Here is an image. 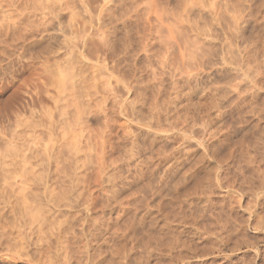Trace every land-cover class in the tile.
Wrapping results in <instances>:
<instances>
[{
	"label": "rangeland",
	"instance_id": "rangeland-1",
	"mask_svg": "<svg viewBox=\"0 0 264 264\" xmlns=\"http://www.w3.org/2000/svg\"><path fill=\"white\" fill-rule=\"evenodd\" d=\"M263 8L264 0H0V52H2L0 53V150L2 149V147H4L3 151H0V154H2L4 157L6 156L5 159H9L8 156L16 152L15 154H17L18 156H15V159L13 160V162L16 161V163L14 162V164L9 167V171H13L15 170V166L17 164V166H23L24 164H39L44 161L45 163L46 161H53L54 159H51L49 157L50 149H48V147L50 146V143L51 145H61L63 143L67 145V147L69 144H71L69 145L71 149L70 152L68 150H66V152V146L64 147V145L62 144V146L64 147V151L63 149L62 151L66 153H63V156L62 158L60 157V159H65L68 161V159H71V157H68V155H73V153H75L77 158H79V161H81L78 162V166L80 169L78 168L76 172H81V176L84 175L83 177L85 179L88 178V186L90 187V190H92L93 187L92 200L90 199L88 201L87 198L89 197L86 196L88 195L86 191L85 195V192L81 193V195L79 193L80 190H78L76 194H73V196H75H72V198H70L71 200L69 199V202H71L69 207H60V211L57 210V212H54V209L52 208V206H50L52 205V202L49 200L50 198L43 197V194H41L42 189L40 188V186H38L39 189H36L33 188L34 185H27L30 186V188L32 187L34 189H32V191L37 193L26 195L28 197L27 198L24 193H27L28 190L24 191V193H17L19 191V188L14 187V185L12 187H10L9 185L8 187V184L6 182L5 184H3V180H0V189H3L5 187H8V190L11 189V194H9L10 192L7 190L8 193L6 192L4 194L6 195V197L4 196L0 198V224L3 226L1 228H3L4 233L6 232L4 237L7 239L10 238L13 242L15 241L16 243H22V247L24 248L23 250H19L20 252L18 254L15 253V256L20 258L7 263L4 262L0 257V264H32L26 262L27 254L29 256L31 253V256H35L37 253H39V251L45 252L46 250L48 251V248H51V246L54 247L56 245L55 236L59 233H62V229L64 232L63 234H65L66 238L69 239V236L73 237H71L72 239L70 238V241L72 240L71 243L73 242V245L78 244L80 246L85 242L93 247L95 253L99 252L98 254H95V258L97 257L96 260H100L101 258V264H157L158 261L166 263L168 259H166L167 257L166 255H164V251H162L163 246H161V248L160 245H158L161 244V242L166 241L170 242L169 244L172 247L174 246L172 248L173 254L176 255L177 253L178 257H180V255L183 258L185 257L184 259L178 258L179 260L177 261L175 257L173 261L176 262H173L174 264H264V228H258L256 226V223H254L257 217V219L260 218L261 221H264V202L263 205H261L262 207L255 206V208H251L252 198L249 194L248 189H246L248 184L243 182L242 179L244 173L246 175L248 174V166L246 164V160L248 158V150L252 151V153L254 154L256 153L255 156L258 159L260 157L259 160L262 161L261 164L264 168ZM53 9H55L56 11ZM203 14H205V16ZM216 15L218 16V18L216 17ZM224 20L226 21V23ZM234 20L236 23L234 22ZM187 38L189 39L188 41H186ZM182 40H184V42ZM184 43L185 46L183 45ZM111 48L113 49V51ZM129 58L133 59L131 60ZM174 69H177L176 73L180 76V78H182L180 79V81L184 80L183 83H185L186 76L193 77L192 80L196 79L197 82H203V86L207 84H209L208 86H210V82H212L211 85L217 86L219 90V93L217 94L218 102L219 100L220 103L224 101L223 103L227 105V99L229 101L234 100V102H236V107L230 109L227 105L225 108H223L225 110L227 108V110H230L231 112L229 111L228 113V111L226 110V113L223 116V121L225 122H223V135L221 137L222 133H220V140L215 142L214 146H212L209 151L205 150L207 148L205 142L201 143L194 137L193 139L190 135H188L187 137L189 140H186L185 143L181 145L185 150H187L188 154L182 156V158L180 159L182 160L181 164H179L175 170H171L172 172L169 175L164 176V174L162 173H155L156 175L154 174L150 176L149 173H146L147 176L145 175L142 179L138 178L140 180H138L139 182L136 181L137 179H135L136 182L134 181V183L132 182L131 184H128V186H125L127 190L123 187V191H119L118 188H122V185L118 184V187H113V183L111 181V183H109L108 180L110 176H108L107 178V175L110 174V167H106L107 169L104 168V172L100 175V178L96 176V172L98 171L99 165L101 164L100 157L102 155H106L103 154V152L107 151V146L102 145L104 144L102 142L103 138L102 141H100V136L96 137L97 135H95V133H97V130L103 132L104 126L105 124H107V122L112 123V128L113 131H115V134H118L122 131V124L123 126L124 124L125 126L127 125V129H131V131L134 127L139 126L135 123V121H131L129 117H126L128 115H125V113L128 114L127 112L130 111L129 109H127V111L125 110L124 112V110H121L120 108V104L122 102L126 100L127 103V101L129 102L131 100L130 98L133 97L131 96L132 93L127 90V87L133 84L140 83L141 89L144 84L149 85L150 83L146 90L148 89V91L151 92L153 85L157 83L158 79L160 80L161 78H164L165 83H169L171 72L175 71ZM120 72L122 74L127 73V75L132 74L131 77H129L130 80H125L124 78L122 79V74H120ZM178 72H180V74ZM231 73L233 76L231 75ZM93 75L95 76V78ZM91 78L92 80H90ZM84 79H86V81ZM208 80H210V82ZM57 81H61V84L59 86L63 89L59 88V86L57 85ZM105 81L107 84L105 83ZM129 81L133 83L131 84ZM146 81L147 83H145ZM196 81H193L192 83H195ZM180 83L183 84L182 82ZM109 84L110 86L112 85L111 88L109 87ZM56 86L58 87L56 88ZM124 86L126 88H124ZM44 89H46V91H44ZM83 91H85L86 93ZM71 92L75 93L76 95ZM87 92H89V94ZM68 94H71V96H69ZM220 96H222V99L219 98ZM68 97H70V99ZM56 98L60 99V102ZM67 101H69L70 105L69 103H67ZM124 103L123 105H125ZM231 105L233 106V104ZM45 106H47V108ZM58 107H60L61 109ZM72 107L75 108L73 109ZM87 107H91L92 109ZM65 116L69 118V121L74 120L77 117L82 118L84 116L82 120L84 119L86 121V124H88V126L90 127H88V129H86L87 127L84 128L82 130L83 134L80 133V130L74 131V133H72L71 131L70 133V131H68L70 130L69 124L66 123V125H64V127H66L67 125L69 126L66 127V130L65 128H61L63 127L62 124V126H59L58 123L59 120H61L62 118L64 119ZM94 116L95 118L97 117L96 120L92 119L94 118ZM108 119L111 122H109ZM205 121L206 120H204L202 124L201 122H198L199 125L197 123L196 126L209 128V125L207 124L208 122L206 123ZM70 122L72 123L73 121ZM102 124H104V126ZM18 131H20V136L21 133L22 136H33L29 139L31 142L29 140L19 141L18 139H16V135L19 137V134H17ZM63 133L65 137L63 136ZM90 133L93 138L95 136L94 139L89 136L90 138L88 139L93 140L90 142H86V138L83 140V137L81 138L79 136L88 135ZM14 135L16 142H13L11 137ZM69 136H72L71 140H69ZM57 138L59 140H57ZM95 140H99V143ZM20 142L23 143V146H21ZM6 143L8 146L5 145ZM77 143L79 144V146H76L78 148L74 147V145ZM15 144H17V146ZM26 144L27 146H25ZM171 144L173 145L174 143H168L166 144V147L170 148ZM105 145L107 144L105 143ZM102 146L105 147V149L102 148ZM30 147L34 149L33 153L31 154L32 156L29 155L28 159H26L27 157L25 159L22 158L21 155L23 153L29 154V151H27L26 149ZM100 148L102 149L100 150ZM20 149H23V153H20ZM181 149L183 150V148ZM18 150H20V152ZM76 150L77 153L75 152ZM212 151H214L216 153V156H218L219 158H221L222 156H225L224 158H226L227 156V158L225 159L226 161L220 162L221 164L218 163L217 160L212 158ZM19 154L21 155L19 156ZM36 154L38 158L36 157ZM38 155H41V157H39ZM201 156H203V158ZM39 158L42 162H40ZM20 160H23L22 165ZM27 160H29L30 162ZM133 165L134 163H130L128 166L125 165L126 167H124V170L122 169V167L120 174L122 173V175L124 176H131L132 179V174L134 175L135 173L132 172L134 171ZM204 165L207 166L205 167ZM17 166V170H20L24 167L23 166L19 168ZM81 169H83V171ZM241 173L243 174L241 175ZM95 176L99 179V181H101L97 182V178ZM90 177L92 179H90ZM94 177L96 178V180H94ZM204 178L207 179L204 180ZM91 180L93 182H91ZM36 181L38 182V180ZM229 183L230 185H227ZM237 185H241L243 187L238 186L240 187L238 188ZM13 187L14 189L16 188V191H14ZM127 187H129V189ZM112 188H114L115 190ZM144 191L145 193L143 194ZM9 195L10 197L8 199L7 196ZM29 196L31 197V199ZM20 197L21 199H19ZM3 199H6L8 201H3ZM263 199H261V196L259 197V200L262 201ZM11 200L12 202H9ZM21 200L24 202H21ZM47 200L49 201V203ZM38 201L40 202V209L38 208L36 210H32L34 211L32 212L31 209H29L30 207L28 208L27 205H38ZM210 201L213 204L210 203ZM20 202L27 205L22 204L21 207ZM10 203L13 204L11 205ZM23 205L24 208L27 207V209L24 210ZM245 205L247 206V208L245 207ZM202 206L204 207V209ZM28 209L30 210L29 212L26 211ZM189 210L191 212H189ZM35 211H38L41 214L44 213L43 215H48L50 214L49 212L53 211L52 213L54 215L52 214L51 217L56 218L53 223L54 225L52 224V226L51 224H47V222H44V228L42 229L41 233L38 234L36 231L38 222L36 220H38L37 218L39 216L37 214L38 212ZM58 211L61 214H59ZM155 211L158 213H155ZM256 211H258V213ZM27 212L29 213V215H27ZM31 212L36 214L33 215ZM197 212H199L198 215H195V213L197 214ZM25 214L26 216H24ZM31 214L34 217L31 216ZM36 216L37 218L35 219ZM41 216L39 220H41ZM198 216L200 217L198 218ZM212 216L215 217L213 218ZM33 219H35V222L33 221ZM58 219L60 221H58ZM10 220L12 222H10ZM4 225H6L7 227L5 228ZM253 225H255L258 229ZM104 227L107 228L103 229ZM116 230L119 231L117 232ZM226 230H230L231 234L229 237L232 238H229L228 246L223 248L222 251L216 248V244L213 245V242L209 243V241H207L211 236H217L218 232L221 235ZM27 231H30L28 232L30 235H28ZM35 231L37 234L35 233L36 235H33ZM71 231L74 232L71 233ZM42 232H44L43 235ZM46 232H50L51 234H53V237L50 233V235L48 234L47 236ZM45 233L46 235H44ZM9 235L10 237H8ZM14 235L16 236L14 237ZM149 235L152 237H150ZM156 235H159V237ZM20 236L21 238L17 239ZM37 237H39L40 239L42 238L45 241L40 240ZM156 237H158V239H155ZM148 238H150L151 240L153 238V242H155V240L156 242L157 240L161 242L158 241V243H150V239L148 240ZM239 238L241 239V241ZM144 239L145 244H143ZM36 240L38 241V244H35ZM236 241H240L238 243V246H234ZM29 242L32 244H30ZM20 243L19 245H21ZM34 244L36 246H34ZM42 244H44L45 246H42ZM37 245L42 248H37ZM199 245H203L204 248L203 246ZM210 247H212L213 250L212 248L210 249ZM208 248L209 250H211L209 251L210 253L208 252ZM36 250H38V252ZM149 250L152 251V253ZM22 252L27 253L26 255L22 254L26 257L21 255L19 256V254ZM79 255L81 254L79 253ZM0 256L4 257L2 253H0ZM102 257H104L105 259ZM132 258H134L135 260Z\"/></svg>",
	"mask_w": 264,
	"mask_h": 264
},
{
	"label": "bare ground",
	"instance_id": "bare-ground-1",
	"mask_svg": "<svg viewBox=\"0 0 264 264\" xmlns=\"http://www.w3.org/2000/svg\"><path fill=\"white\" fill-rule=\"evenodd\" d=\"M189 1V0H188ZM263 1V0H262ZM48 2V1H47ZM227 2V1H226ZM44 3V2H43ZM231 3V2H230ZM239 3V2H238ZM256 3V2H255ZM194 5V4H193ZM238 5H240V4H238ZM250 5V4H249ZM44 6V5H43ZM204 6V5H203ZM235 6V5H234ZM42 7V6H41ZM231 7V6H230ZM217 9H218V7H217ZM241 9V8H240ZM255 9V8H254ZM264 9V8H263ZM53 10H55V9H53ZM120 10V9H119ZM239 10V9H238ZM258 10V9H257ZM56 11V10H55ZM214 11V10H213ZM111 12V11H110ZM237 12V11H236ZM264 12V11H263ZM121 13V12H120ZM248 13V12H247ZM196 14V13H195ZM194 14V15H195ZM199 14V13H198ZM211 14H212V12H211ZM249 14V13H248ZM204 16H205V14H203ZM214 15V14H213ZM220 15H222V14H220ZM113 16V15H112ZM186 16H187V14H186ZM196 16V15H195ZM199 16V15H198ZM238 16V15H237ZM248 16V15H247ZM262 16V15H261ZM116 17V16H115ZM214 17V16H213ZM212 17V18H213ZM216 17L218 18V16L216 15ZM224 17H225V15H224ZM227 18V17H226ZM197 19V18H196ZM209 19V18H208ZM223 19V18H222ZM111 20V19H110ZM109 20V21H110ZM239 20V19H238ZM242 20V19H241ZM225 21V20H224ZM111 22V21H110ZM192 22V21H191ZM234 22H235V20H234ZM193 23V22H192ZM225 23H226V21H225ZM236 23V22H235ZM251 24V23H250ZM89 25V24H88ZM91 25V24H90ZM221 25V24H220ZM228 25V24H227ZM235 25V24H234ZM254 25V24H253ZM117 26V25H116ZM215 26V25H214ZM230 26V25H229ZM115 27V26H114ZM217 27V26H216ZM232 27V26H231ZM257 27V26H256ZM130 28V27H129ZM198 28V27H197ZM91 29V28H90ZM119 29V28H118ZM217 29V28H216ZM256 29V28H255ZM130 30V29H129ZM134 30V29H133ZM260 30V29H259ZM116 31V30H115ZM206 31V30H205ZM261 31V30H260ZM109 32V31H108ZM256 32V31H255ZM110 33V32H109ZM243 33V32H242ZM100 34V33H99ZM112 34V33H111ZM113 34H114V32H113ZM127 34V33H126ZM189 34V33H188ZM204 34V33H203ZM208 34V33H207ZM218 34V33H217ZM119 35V34H118ZM190 35V34H189ZM231 35V34H230ZM229 35V36H230ZM234 35V34H233ZM264 35V34H263ZM23 36V35H22ZM100 36V35H99ZM110 36V35H109ZM128 36V35H127ZM176 37H178V36H176ZM182 37V36H181ZM187 37V36H186ZM212 37V36H211ZM110 38V37H109ZM189 38H191V37H189ZM248 38V37H247ZM7 39V38H6ZM107 39V38H106ZM105 39V40H106ZM194 39V38H193ZM196 39V38H195ZM197 39H198V37H197ZM222 39V38H221ZM252 39V38H251ZM143 40V39H142ZM189 39L187 38V40L186 41H188ZM217 40V39H216ZM107 41V40H106ZM119 41V40H118ZM117 41V42H118ZM138 41V40H137ZM168 41V40H167ZM183 42H184V40H182ZM261 41V40H260ZM12 42V41H11ZM18 42V41H17ZM133 42V41H132ZM140 42V41H139ZM164 42H166V41H164ZM217 42V41H216ZM31 43V42H30ZM105 43V42H104ZM143 43V42H142ZM188 43V42H187ZM190 43H191V41H190ZM219 43V42H218ZM225 43V42H224ZM227 43V42H226ZM67 44V43H66ZM169 44V43H168ZM244 44V43H243ZM247 44V43H246ZM254 44V43H253ZM184 46H185V43L183 44ZM212 45V44H211ZM216 45V44H215ZM119 46V45H118ZM171 46V45H170ZM250 46V45H249ZM259 46V45H258ZM72 47V46H71ZM109 47V46H108ZM121 47V46H120ZM174 47V46H173ZM209 47V46H208ZM214 47V46H213ZM20 48V47H19ZM69 48V47H68ZM165 48V47H164ZM172 48V47H171ZM186 48H187V45H186ZM193 48V47H192ZM201 48V47H200ZM112 49V48H111ZM173 49V48H172ZM191 49V48H190ZM214 49V48H213ZM227 49V48H226ZM253 49V48H252ZM139 50V49H138ZM169 50V49H168ZM185 50V49H184ZM203 50V49H202ZM228 50V49H227ZM226 50V51H227ZM257 50V49H256ZM72 51V50H71ZM112 51H113V49H112ZM197 51V50H196ZM120 52V51H119ZM222 52H225V51H222ZM246 52V51H245ZM0 53H2V52H0ZM4 53V52H3ZM49 53V52H48ZM118 53V52H117ZM116 53V54H117ZM186 53V52H185ZM232 53V52H231ZM244 53V52H243ZM242 53V54H243ZM69 54V53H68ZM129 54V53H128ZM131 54V53H130ZM142 54V53H141ZM214 54V53H213ZM227 54V53H226ZM229 54V53H228ZM234 54V53H233ZM258 54V53H257ZM143 55V54H142ZM150 55V54H149ZM185 55V54H184ZM202 55V54H201ZM264 55V54H263ZM119 56V55H118ZM123 56V55H122ZM125 56V55H124ZM162 56V55H161ZM217 56V55H216ZM82 57V56H81ZM142 57V56H141ZM208 57V56H207ZM233 57V56H232ZM238 57V56H237ZM259 57H261V56H259ZM258 57V58H259ZM52 58V57H51ZM168 58V57H167ZM167 58H166V60H167ZM190 58V57H189ZM227 58V57H226ZM243 58V57H242ZM253 58V57H252ZM251 58V59H252ZM65 59V58H64ZM121 59V58H120ZM129 59H131V58H129ZM133 59V58H132ZM131 59V60H132ZM186 59H188V58H186ZM198 59V58H197ZM174 60V59H173ZM201 60V59H200ZM234 60V59H233ZM244 60V59H243ZM242 60V61H243ZM72 61V60H71ZM119 61V60H118ZM145 61V60H144ZM194 61V60H193ZM209 61V60H208ZM211 61V60H210ZM215 61H217V60H215ZM252 61V60H251ZM65 62V61H64ZM147 62V61H146ZM170 62V61H169ZM172 62V61H171ZM175 62V61H174ZM180 62V61H179ZM188 62V61H187ZM187 62H186V64H187ZM55 63V62H54ZM73 63V62H72ZM96 63V62H95ZM101 63H102V61H101ZM178 63V62H177ZM208 63V62H207ZM213 63V62H212ZM216 63V62H215ZM230 63V62H229ZM111 64V63H110ZM142 64H144V63H142ZM155 64V63H154ZM175 64V63H174ZM205 64V63H204ZM210 64H211V62H210ZM218 64V63H217ZM256 64V63H255ZM263 64V63H262ZM61 65H62V63H61ZM70 65V64H69ZM109 65V64H108ZM167 65V64H166ZM206 65V64H205ZM71 66H72V64H71ZM160 66H161V64H160ZM172 66V65H171ZM211 66V65H210ZM237 66V65H236ZM79 67V66H78ZM158 67V66H157ZM185 67V66H184ZM242 67V66H241ZM244 67V66H243ZM59 68H60V66H59ZM66 68V67H65ZM107 68V67H106ZM120 68V67H119ZM176 68V67H175ZM256 68V67H255ZM254 68V69H255ZM262 68V67H261ZM63 69V68H62ZM50 70V69H49ZM78 70V69H77ZM133 70V69H132ZM173 70V69H172ZM175 70V69H174ZM177 70V69H176ZM176 70L175 71H173V72H171V76H170V81H169V83L167 82V83H165V81H164V78L162 79L161 77V79L159 80L158 79V81H157V83H155L154 85H153V88H152V91L150 92V91H148V89L146 90V88H148V86L150 85V83H149V85L148 84H144V82H143V87L140 89V83H137V84H133V85H131V86H128L127 87V90L129 91V92H131L132 93V95L131 96H133V97H131L130 99V101L128 102L127 101V103H126V100L125 99H123V100H125L124 102H120L121 104V106H120V108H121V110H124V112H125V110L127 111V109H129L128 111L129 112H127L128 114H126L125 113V115H128V116H126V117H129L130 118V120L131 121H135V123L136 124H138L139 126H136V127H134L133 128V130L131 131V129H127V125L125 126V124H124V126H123V124H122V131L121 130H119V131H121V132H119L118 134H115L114 132L115 131H113V128H112V123H108L107 122V124H105V126H104V124H102L103 126H104V131L103 132H100V131H98L97 130V133H95V135H97L96 137H99L100 138V141H102V138H103V143L104 144H102L103 146H107V151L105 152H103V154H106L105 156L104 155H100L101 157H100V159H101V164L99 165V169H98V171L96 172L97 173V177L98 178H100V175L104 172V168H106V167H110L109 169H110V174L109 175H107V178H108V176H110V178L108 179L109 180V183H113V187L114 186H116V187H118L117 185L118 184H121L122 186V188H118V190L119 191H121L122 189H123V187L125 188V186H128V184H131L132 182L134 183V181H135V179H137L136 181H138L139 179L138 178H140V179H142L145 175H146V173L148 174L149 173V175L150 176H152V175H154L155 173H162V174H164V176H167V175H169L173 170H175L176 168H177V166L179 165V164H181V161L182 160H180L181 158H182V156H184V155H187L188 154V152H187V150H185L184 149V147H182L181 145L183 144V143H185V141L186 140H189L188 139V135H190L192 138L194 137L195 139H197L199 142H201V143H203V142H205L206 143V149L205 150H207V151H209L210 150V148L212 147V146H214V143L215 142H217L218 140H220V133H222V129H223V116H224V114L226 113V110H227V108H226V110L225 109H223V108H225L227 105L229 106V108L231 109V108H234V107H236V102H234V100H231V101H229L228 99L226 100L227 102V105H225L222 101V103H220V100H219V102H218V100H217V94L219 93L218 91V87L217 86H212L211 84H212V82H210V80H208L211 84H210V86H208L209 84H207V85H204L203 86V82L202 83H200L201 81H199V82H197L196 81V79H194V80H192V78L193 77H187L186 76V79H185V83H183V81L184 80H182V81H180V79H182V78H180V76L179 75H177V73H176ZM218 70V69H217ZM72 71V70H71ZM135 71V70H134ZM141 71V70H140ZM179 71V70H178ZM225 71V70H224ZM264 71V70H263ZM64 72V71H63ZM62 72V73H63ZM125 72V71H124ZM130 72V71H129ZM153 72V71H152ZM198 72V71H197ZM227 72V71H226ZM257 72V71H256ZM259 72V71H258ZM60 73V72H59ZM61 73V74H62ZM74 73V72H73ZM72 73V74H73ZM79 73V72H78ZM137 73V72H136ZM159 73V72H158ZM165 73V72H164ZM179 74H180V72H178ZM57 74V73H56ZM120 74H122L121 72H120ZM262 74V73H261ZM63 75V74H62ZM77 75V74H76ZM80 75H81V73H80ZM132 75V74H131ZM131 75H127V73L125 74H122L121 76H122V79L124 78L125 80L126 79H128V80H130V78L129 77H131ZM146 75V74H145ZM189 75V74H188ZM193 75V74H192ZM216 75V74H215ZM218 75V74H217ZM225 75V74H224ZM231 75H232V73H231ZM58 76V75H57ZM67 76V75H66ZM94 76V75H93ZM107 76V75H106ZM105 76V77H106ZM112 76V75H111ZM179 76V77H178ZM183 76V75H182ZM210 76V75H209ZM227 76V75H226ZM233 76V75H232ZM62 77V76H61ZM71 77V76H70ZM75 77V76H74ZM99 77V76H98ZM135 77V76H134ZM150 77V76H149ZM153 77V76H152ZM218 77V76H217ZM72 78V77H71ZM78 78V77H77ZM94 78H95V76H94ZM93 78V79H94ZM97 78V77H96ZM157 78H158V76H157ZM232 78V77H231ZM230 78V79H231ZM242 78V77H241ZM46 79H48V78H46ZM50 79V78H49ZM89 79V78H88ZM134 79V78H133ZM154 79V78H153ZM207 79H209V78H207ZM214 79V78H213ZM239 79V78H238ZM261 79V78H260ZM51 80V79H50ZM71 80V79H70ZM73 80V79H72ZM85 81H86V79H84ZM83 80V81H84ZM90 80H92V78L90 79ZM95 80V79H94ZM127 80V81H128ZM132 80V79H131ZM138 80V79H137ZM144 80V79H143ZM228 80H229V78H228ZM256 80V79H255ZM259 80V79H258ZM48 81V80H47ZM68 81V80H67ZM104 81V80H103ZM136 81V80H135ZM140 81V80H139ZM193 81H196L195 83H192ZM242 81V80H241ZM262 81H263V79H262ZM72 82V81H71ZM96 82V81H95ZM109 82V81H108ZM130 82V81H129ZM141 82V81H140ZM155 82V81H154ZM180 82H182L183 84H181ZM205 82V81H204ZM218 82V81H217ZM229 82V81H228ZM234 82V81H233ZM76 83H77V81H76ZM81 83H82V81H81ZM81 83H79V84H81ZM105 83H106V81H105ZM131 83V82H130ZM133 83V82H132ZM131 83V84H132ZM135 83V82H134ZM145 83H147V81L145 82ZM256 83H257V81H256ZM259 83V82H258ZM262 83V82H261ZM41 84V83H40ZM61 84V81H57V85L59 86ZM63 84V83H62ZM72 84V83H71ZM75 84V83H74ZM73 84V85H74ZM78 84V85H79ZM107 84V83H106ZM120 84V83H119ZM129 84V83H128ZM226 84V83H225ZM48 85V84H47ZM52 85V84H51ZM67 85V84H66ZM69 85V84H68ZM234 85V84H233ZM261 85V84H260ZM259 85V86H260ZM58 86H56V88L58 87ZM72 86V85H71ZM89 86H90V84H89ZM102 86V85H101ZM112 86V85H111ZM111 86H110V84H109V87L111 88ZM126 86H127V83H126ZM219 86V85H218ZM248 86V85H247ZM64 87V86H63ZM100 87V86H99ZM105 87V86H104ZM108 87V88H109ZM227 87V86H226ZM234 87V86H233ZM242 87V86H241ZM59 88H60V86H59ZM65 88V87H64ZM71 88V87H70ZM75 88V87H74ZM124 88H126L125 86H124ZM236 88H238V87H236ZM249 88V87H248ZM261 88H262V86H261ZM264 88V87H263ZM60 89H63V88H60ZM59 89V90H60ZM234 89V88H233ZM243 89V88H242ZM68 90V89H67ZM74 90V89H73ZM84 90H86V89H84ZM221 90V89H220ZM44 91H46V89H44ZM66 91V90H65ZM75 91V90H74ZM82 91V90H81ZM80 91V92H81ZM232 91V90H231ZM62 92H63V90H62ZM79 92V93H80ZM83 92H85V91H83ZM100 92V91H99ZM230 92V91H229ZM250 92V91H249ZM71 93H73V92H71ZM86 93V92H85ZM84 93V94H85ZM88 94H89V92H87ZM244 93V92H243ZM52 94H54V93H52ZM73 94H75V93H73ZM82 94V93H81ZM130 94V93H129ZM69 95V94H68ZM76 95V94H75ZM98 95V94H97ZM222 95V94H221ZM225 95V94H224ZM240 95V94H239ZM260 95V94H259ZM69 96H71V94L69 95ZM80 96V95H79ZM93 96V95H92ZM113 96V95H112ZM237 96V95H236ZM49 97H50V95H49ZM66 97V96H65ZM222 96H220L219 98L220 99H222L221 98ZM231 97V96H230ZM59 98H61V97H59ZM64 98V97H63ZM69 99H70V97H68ZM88 98V97H87ZM98 98V97H97ZM224 98V97H223ZM238 98H239V96H238ZM251 98V97H250ZM48 99V98H47ZM57 99V98H56ZM68 99V100H69ZM80 99V98H79ZM94 99V98H93ZM92 99V100H93ZM109 99V98H108ZM236 99V98H235ZM50 100V99H49ZM58 101L60 100V99H57ZM62 100V99H61ZM65 100V99H64ZM67 100V99H66ZM72 100H74V99H72ZM71 100V101H72ZM81 100V99H80ZM106 100V99H105ZM113 100V99H112ZM237 100V99H236ZM242 100V99H241ZM88 101H89V99H88ZM51 102V101H50ZM60 102V101H59ZM80 102H82V101H80ZM85 102V101H84ZM115 102V101H114ZM238 102V101H237ZM56 103V102H55ZM67 103H69V101H67ZM73 103V102H72ZM94 103V102H93ZM123 103L125 104V105H123ZM51 104V103H50ZM64 104V103H63ZM116 104V103H115ZM231 104H233V106L231 105ZM239 104V103H238ZM237 104V105H238ZM245 104V103H244ZM45 105V104H44ZM67 105V104H66ZM69 105H70V103H69ZM74 105V104H73ZM72 105V106H73ZM91 105V104H90ZM251 105V104H250ZM51 106V105H50ZM87 106V105H86ZM114 106V105H113ZM118 106V105H117ZM248 106H249V104H248ZM256 106V105H255ZM46 108H47V106H45ZM49 107V106H48ZM64 107V106H63ZM77 107V106H76ZM238 107V106H237ZM51 108V107H50ZM58 108H60V107H58ZM73 108V107H72ZM75 108V107H74ZM73 108V109H74ZM82 108V107H81ZM87 108H91V107H87ZM245 108H246V106H245ZM252 108H253V106H252ZM251 108V109H252ZM61 109V108H60ZM71 109V108H70ZM84 109V108H83ZM92 109V108H91ZM238 109V108H237ZM50 110H52V109H50ZM79 110V109H78ZM109 110V109H108ZM245 110V109H244ZM58 111V110H57ZM77 111V110H76ZM95 111V110H94ZM104 111V110H103ZM102 111V112H103ZM228 111V110H227ZM230 111V110H229ZM229 111H228V113H229ZM35 112V111H34ZM60 112V111H59ZM93 112V111H92ZM91 112V113H92ZM122 112V111H121ZM231 112V111H230ZM55 113H57V112H55ZM62 113V112H61ZM78 113V112H77ZM81 113H83V112H81ZM41 114V113H40ZM63 114V113H62ZM65 114V113H64ZM80 114V113H79ZM94 114V113H93ZM122 114V113H121ZM21 115V114H20ZM83 115V114H82ZM86 115V114H85ZM97 115V114H96ZM100 115H101V113H100ZM242 115V114H241ZM245 115V114H244ZM50 116V115H49ZM74 116V115H73ZM80 116V115H79ZM62 117V116H61ZM84 117V116H83ZM82 117V118H83ZM92 117H93V115H92ZM91 117V118H92ZM97 117H98V115H97ZM97 117L95 118V116H94V118H92V119H94V120H96L97 119ZM105 117H107V116H105ZM108 117H109V115H108ZM111 117V116H110ZM242 117V116H241ZM34 118V117H33ZM43 118H44V115H43ZM81 118V117H80ZM79 117H77V118H75L74 120H70V121H73L72 123L69 121V118L68 117H66L65 116V118L61 121V120H59V126L62 124L63 125V127H61V128H65L66 130H67V126L66 127H64V125H66V123L67 124H69V126H70V130H68V131H70V133H71V131H72V133H74V131H81L80 133L81 134H83V129L84 128H86V129H88V127H90V126H88V124H86V121L83 119L82 120V118L80 119ZM90 118V119H91ZM99 118V117H98ZM35 119V118H34ZM33 119V120H34ZM42 119V118H41ZM48 119V118H47ZM57 119V118H56ZM87 119V118H86ZM102 119V118H101ZM113 119V118H112ZM111 119V120H112ZM128 119V118H127ZM29 120V119H28ZM88 120H89V118H88ZM104 120H106V119H104ZM204 120H206L205 122L209 125V128H207V127H205V128H203V127H197L196 126V124L198 123V122H201V124L203 123V121ZM30 121V120H29ZM28 121V122H29ZM37 121V120H36ZM49 121V120H48ZM91 121H93V120H91ZM101 121H103V120H101ZM108 121L109 122H111L109 119H108ZM228 121V120H227ZM25 122H26V120H25ZM65 122V123H64ZM97 122V121H96ZM35 123V122H34ZM88 123V122H87ZM91 123V122H90ZM225 123V122H224ZM39 124V123H38ZM50 124V123H49ZM48 124V125H49ZM121 124V123H120ZM228 124H229V122H228ZM10 125V124H9ZM31 125V124H30ZM33 125V124H32ZM61 125V126H62ZM89 125H91V124H89ZM129 125V124H128ZM198 125H199V123H198ZM15 126V125H14ZM13 126V127H14ZM38 126V125H37ZM51 126H53V125H51ZM51 126H50V128H51ZM68 126V127H69ZM121 126V125H120ZM203 126V125H202ZM232 126V125H231ZM114 127V126H113ZM58 128V127H57ZM60 128V129H61ZM92 128V127H91ZM5 129V128H4ZM11 129H13V128H11ZM31 129V128H30ZM36 129V128H35ZM94 129V128H93ZM53 130V129H52ZM92 130V129H91ZM90 130V131H91ZM6 131V130H5ZM10 131V130H9ZM32 131V130H31ZM36 131V130H35ZM55 131V130H54ZM65 131V130H64ZM19 132L20 131H18L17 132V134H19ZM41 132V131H40ZM50 132V131H49ZM63 132V131H62ZM66 132V131H65ZM0 133H1V131H0ZM16 133V132H15ZM15 133H12V134H15ZM87 133H89V132H87ZM92 133V132H91ZM91 133L90 134H88V135H79L83 140L86 138V142H90V141H93V140H90V139H88V138H90L89 136H91L92 137V139H94L95 138V136H94V138H93V136L91 135ZM7 134V133H6ZM39 134V133H38ZM47 134V133H46ZM45 134V135H46ZM31 135V134H30ZM40 135V134H39ZM68 135V134H67ZM74 135H76V134H74ZM94 135V134H93ZM222 135H223V133L221 134V137H222ZM245 135V134H244ZM63 136H64V133H63ZM12 137V140H13V142L15 141L16 142V140H15V138L16 139H18L19 141L20 140H29L30 138H32L31 136L29 137V136H22V133H21V136H20V134H19V137L16 135V137H15V135L14 136H11ZM15 137V138H14ZM44 137V136H43ZM42 137V138H43ZM48 137H49V135H48ZM65 137V136H64ZM78 137V136H77ZM76 137V138H77ZM79 137V138H80ZM45 138H46V136H45ZM60 138V137H59ZM67 138V137H66ZM69 138V140H71V138H72V136L70 137H68ZM67 138V139H68ZM190 138V137H189ZM193 138V139H194ZM50 139V138H49ZM61 139V138H60ZM97 139V138H96ZM11 140V141H12ZM57 140H59L58 138H57ZM73 140V139H72ZM76 140V139H75ZM237 140V139H236ZM30 141V140H29ZM41 141V140H40ZM82 141V140H81ZM95 141H98V143H99V140H95ZM196 141V140H195ZM23 142H25V141H23ZM31 142V141H30ZM49 142V141H48ZM50 142H52V141H50ZM55 142V141H54ZM60 142V141H59ZM79 142V141H78ZM9 143V142H8ZM25 143H27V142H25ZM43 143V142H42ZM61 143H62V141H61ZM85 143V142H84ZM97 143V142H96ZM105 143L107 144V145H105ZM170 144V143H174L173 145L171 144V147L170 148H167L166 147V144ZM189 143V142H188ZM192 143V142H191ZM20 144H21V146H23V143H21L20 142ZM49 144V143H48ZM63 144V143H62ZM62 144L60 145V144H57V145H55V144H52L51 145V143H50V148L48 147V149H50V151H49V157L51 158V159H54L53 161L51 160V161H46V163H45V161L44 162H42L41 161V159H40V162H42V163H39V164H29V165H27V164H24L23 166H17V167H23V168H21L20 170H17L16 169V166L15 165H13V166H15V170H11V171H9V167L12 165V164H14V162L16 163V161H14L13 162V160L15 159V156H18L17 154H12V155H9L8 156V158L9 159H5V157L2 155V154H0L1 155V157H0V160H1V164H0V180L2 181L3 180V184H5V182L8 184V187H9V185H10V187H12L13 185H14V187H17V188H19V191L17 192V193H19V192H21V193H24V191H27L28 190V192L27 193H24L25 194V196L26 195H30V194H37L36 192H34V191H32V189L33 188H36V189H39V187L38 186H40V188L42 189V191H41V194H43V197H49L50 199V201L52 202L51 204L52 205H50V206H52V208L54 209L53 211L54 212H57V210H59L60 211V207H64V208H67V207H69L70 206V203L71 202H69V199L70 198H72V196H73V194L75 193L76 194V192H78V190H80V194L81 193H83V192H87L88 193V195H86L87 197H89V198H87L88 199V201L91 199L92 200V195H93V192H92V190H93V187H92V190H90V187L88 186L89 185V182H88V178L87 179H85L83 176H81L80 175V173H77L76 171L78 170V168H79V166H78V162H81V161H79V158H77V156H76V154L75 153H73V155L72 154H69L68 155V157H71V159L69 160L68 159V161L67 160H65V161H67V162H65L64 160H61L60 159V157L62 158V156H63V153H66L67 151L66 150H68L69 152H70V146L69 145H71V144H69L68 145V147H67V145H65V144H63L64 145V147L66 146V149H65V151L66 152H63L64 151V147L62 146ZM67 144V143H66ZM258 144V143H257ZM5 145H7V143L5 144ZM4 145V146H5ZM14 145V144H13ZM16 146H17V144H15ZM79 146V144L77 143V144H75L74 145V147H76V146ZM189 145V144H188ZM194 145V144H193ZM242 145V144H241ZM8 146V145H7ZM12 146V145H11ZM15 146V147H16ZM25 146H27V144L25 145ZM28 146H30V145H28ZM87 146V145H86ZM101 146V145H100ZM102 146V148H104L105 149V147H103ZM181 146V147H180ZM235 146V145H234ZM246 146H248V145H246ZM90 147V146H89ZM201 147V146H200ZM258 147V146H257ZM6 148H8V147H6ZM9 148H10V146H9ZM18 148V147H17ZM22 148H24V147H22ZM76 148H78V147H76ZM102 148H100V150L102 149ZM181 148H183V150L181 149ZM215 148V147H214ZM247 148H249V147H247ZM3 149H4V147H2V151H3ZM12 149V148H11ZM10 149V150H11ZM13 149H15V148H13ZM62 149H63V151H62ZM81 149H83V148H81ZM85 149V148H84ZM96 149V148H95ZM235 149V148H234ZM245 149V148H244ZM252 149V148H251ZM0 150V151H1ZM8 150V149H7ZM20 150H21V152H20ZM20 150H18L20 153H23L22 152V150L23 149H20ZM27 151H29V154H27V153H23L22 155L21 154H19V156L21 155L22 156V158H26V159H28L29 157V155H31L32 153H33V150L34 149H32L31 147L30 148H28V149H26ZM45 150V149H44ZM246 150V149H245ZM257 150H258V148H257ZM9 151V150H8ZM16 151H17V149H16ZM25 151V150H24ZM81 151H83V150H81ZM94 151V150H93ZM103 151V150H102ZM102 151H100V152H102ZM12 152V151H11ZM76 153H77V150L75 151ZM99 152V153H100ZM198 152V151H197ZM243 152H244V150H243ZM263 152V151H262ZM1 153V152H0ZM4 153V152H3ZM10 153V152H9ZM35 153V152H34ZM85 153V152H84ZM86 153H87V151H86ZM98 153V154H99ZM207 153V152H206ZM11 154V153H10ZM90 154V153H89ZM97 154V153H96ZM101 154V153H100ZM115 154H117V155H115ZM208 154V153H207ZM211 154H212V158H214L215 160H217L218 161V163H220V162H222V161H226L225 159L227 158V156H226V158H224L225 156H220L221 158H219L218 156H216V153L214 152V151H212L211 152ZM247 154H248V158H247V160H246V164H247V166H248V174L246 175L245 173H244V175H243V182H245L246 184H248L247 185V188L246 189H248V191H249V194H250V196H251V198H252V205H251V208L253 207V208H255V206L257 207V206H261V205H263V202H264V168L262 167L263 165L261 164V162L262 161H260L259 159H260V157H259V159L255 156V154L254 153H252V151H249L248 150V152H247ZM258 154V153H257ZM5 155H7V154H5ZM42 155V154H41ZM41 155L39 156V157H41ZM78 155V154H77ZM93 155V154H92ZM203 155V154H202ZM206 155V154H205ZM218 155V154H217ZM242 155H244V154H242ZM242 155H241V157H242ZM32 156V155H31ZM246 156V155H245ZM244 156V157H245ZM36 157H37V154H36ZM83 157V156H82ZM85 157V156H84ZM88 157V156H87ZM191 157V156H190ZM202 158H203V156H201ZM247 157V156H246ZM245 157V158H246ZM38 158V157H37ZM36 158V159H37ZM45 158V157H44ZM96 158V157H95ZM189 158V157H188ZM212 158H209V159H212ZM229 158V157H228ZM32 159V158H31ZM97 159V158H96ZM232 159H233V157H232ZM244 159V158H243ZM43 160V159H42ZM48 160V159H47ZM50 160V159H49ZM98 160V159H97ZM180 160V161H179ZM228 160V159H227ZM244 160V161H245ZM21 161V160H20ZM19 161V162H20ZM27 161H29V160H27ZM209 161V160H208ZM30 162V161H29ZM34 162V161H33ZM98 162V161H97ZM103 162V163H102ZM22 163H23V160L21 161V165H22ZM25 163V162H24ZM130 163H134V171H132V172H135L134 173V175L132 174V179H131V176H128V175H126V176H124V175H122V173L120 174V172H121V168L124 170V167H126L125 165H129ZM190 163V162H189ZM245 163V162H244ZM264 163V162H263ZM217 164V163H216ZM221 164V163H220ZM82 166H83V164H82ZM86 166V165H85ZM205 166V165H204ZM207 166V165H206ZM205 166V167H206ZM199 167V166H198ZM203 167V166H202ZM14 168V167H13ZM86 168V167H85ZM80 169V168H79ZM84 169V168H83ZM83 169H81L82 171H83ZM107 169V168H106ZM105 169V170H106ZM90 170V169H89ZM93 170V169H92ZM122 170V171H123ZM129 170V169H128ZM127 170V171H128ZM172 170V171H171ZM185 170V169H184ZM231 170V169H230ZM3 171V172H2ZM5 171H6V173H9V174H6L5 173ZM125 171H126V169H125ZM194 171V170H193ZM205 171H206V169H205ZM209 171V170H208ZM85 172V171H84ZM109 172V171H108ZM130 172V171H129ZM131 172V173H132ZM169 172V173H168ZM243 172V171H242ZM3 173H4V177H3ZM106 173V172H105ZM130 173V174H131ZM204 173V172H203ZM210 173V172H209ZM212 173V172H211ZM88 174V173H87ZM118 174V175H117ZM129 174V173H128ZM180 174V173H179ZM218 174H219V172H218ZM243 173H241V175H242ZM86 175V174H85ZM93 175V174H92ZM156 175V174H155ZM161 175V174H160ZM188 175V174H187ZM201 175V174H200ZM215 175V174H214ZM223 175V174H222ZM236 175V174H235ZM239 175V174H238ZM89 176V175H88ZM95 176V177H96ZM147 176V175H146ZM163 176V175H162ZM163 176V177H164ZM94 177V178H95ZM96 177V178H97ZM154 177V176H153ZM152 177V178H153ZM171 177V176H170ZM209 177V176H208ZM96 178L94 179V180H96ZM97 178V182L99 181V179ZM232 178V177H231ZM236 178V177H235ZM90 179H92L91 177H90ZM161 179V178H160ZM180 179H181V177H180ZM207 179V178H206ZM205 178H204V180H206ZM209 179V178H208ZM212 179V178H211ZM36 180H38V182L36 181ZM153 180V179H152ZM155 180V179H154ZM176 180V179H175ZM239 180V179H238ZM90 181V180H89ZM101 181V180H100ZM99 181V182H100ZM111 181V182H110ZM135 181V182H136ZM140 181V180H139ZM138 181V182H139ZM142 181V180H141ZM161 181V180H160ZM183 181V180H182ZM91 182H93L92 180H91ZM96 182V183H97ZM105 182H106V180H105ZM159 182V181H158ZM234 182V181H233ZM167 183V182H166ZM165 183V184H166ZM175 183V182H174ZM180 184V183H179ZM211 184V183H210ZM215 184V183H214ZM2 185V184H1ZM27 185H34V187L32 188H30V186H27ZM92 185V184H91ZM99 185V184H98ZM101 185V184H100ZM137 185V184H136ZM183 185V184H182ZM227 185H230V183L229 184H227ZM5 186V185H4ZM7 186V185H6ZM145 186V185H144ZM189 186V185H188ZM225 186V185H224ZM233 186V185H232ZM238 186H240V187H243V186H241V185H237V187ZM246 186V185H245ZM2 187V186H1ZM8 187H5V188H3V189H0L1 191H0V198L1 197H6V195H4L6 192L8 193V191L10 192L9 194H11V189H7ZM14 187H13V189H14ZM111 187V186H110ZM130 187V186H129ZM129 187H127L128 189H129ZM154 187V186H153ZM161 187V186H160ZM194 187V186H193ZM231 187V186H230ZM240 187H238V188H240ZM94 188H95V186H94ZM132 188H134V187H132ZM171 188V187H170ZM208 188V187H207ZM212 188H213V186H212ZM16 189V188H15ZM14 189V191H16ZM102 189H103V187H102ZM105 189H106V187H105ZM112 189H114V188H112ZM126 189V188H125ZM135 189H136V187H135ZM195 189V188H194ZM8 190V191H7ZM34 190V189H33ZM108 190V189H107ZM115 190V189H114ZM127 190V189H126ZM155 190V189H154ZM210 190V189H209ZM13 191V190H12ZM13 191V192H14ZM105 191V190H104ZM117 191V190H116ZM115 191V192H116ZM123 191V190H122ZM143 191V190H142ZM204 191V190H203ZM12 192V193H13ZM38 192V191H37ZM86 192L84 193V195L86 194ZM101 192V191H100ZM110 192V191H109ZM118 192V191H117ZM209 192V191H208ZM96 193V192H95ZM105 193V192H104ZM107 193V192H106ZM113 193V192H112ZM145 193V191L143 192V194ZM101 194V193H100ZM128 194V193H127ZM130 194V193H129ZM156 194V193H155ZM176 194V193H175ZM232 194V193H231ZM82 195V194H81ZM95 195V194H94ZM125 195V194H124ZM158 195V194H157ZM13 196H14V194H13ZM17 196V195H16ZM38 196V195H37ZM36 196V197H37ZM75 196V195H74ZM73 196V197H74ZM103 196V195H102ZM105 196V195H104ZM186 196H187V194H186ZM205 196V195H204ZM207 196V195H206ZM261 196V199H263L262 201L261 200H259V197ZM8 197V199H9V197H10V195L9 196H7ZM27 197V196H26ZM30 197V196H29ZM40 197H42V196H40ZM143 197V196H142ZM208 197V196H207ZM241 197V196H240ZM16 198V197H15ZM18 198V197H17ZM28 198V197H27ZM144 198V197H143ZM206 198V197H205ZM236 198V197H235ZM248 198H250V197H248ZM247 198V199H248ZM19 199H21V197L19 198ZM30 199H31V197H30ZM44 199H46V198H44ZM43 199V200H44ZM74 199V198H73ZM87 199H85V200H87ZM111 199V198H110ZM224 199V198H223ZM222 199V200H223ZM230 199V198H229ZM4 200H6V199H3V201ZM71 200V199H70ZM209 200H211V199H209ZM217 200V199H216ZM250 200V199H249ZM1 201V200H0ZM6 201H8V200H6ZM42 201V200H41ZM48 201V200H47ZM46 201V202H47ZM169 201V200H168ZM177 201V200H176ZM182 201V200H181ZM208 201V200H207ZM9 202H12V200L11 201H9ZM21 202H24V201H22L21 200ZM20 202V203H21ZM32 202V201H31ZM35 202V201H34ZM33 202V203H34ZM74 202V201H73ZM118 202V201H117ZM173 202V201H172ZM209 202V201H208ZM250 202V203H251ZM38 203V205H36V204H34V206H29V205H27V204H25V203H21V207H22V204H25V205H27V207L29 208V209H31V211L32 210H36V209H38L40 206V202L38 201L37 202ZM48 203H49V201H48ZM171 203V202H170ZM190 203V202H189ZM205 203V202H204ZM210 203H212L211 201H210ZM238 203V202H237ZM236 203V204H237ZM8 204V203H7ZM11 204V203H10ZM13 204V203H12ZM11 204V205H12ZM87 204V203H86ZM104 204V203H103ZM113 204H114V202H113ZM131 204V203H130ZM133 204V203H132ZM156 204V203H155ZM159 204V203H158ZM202 204V203H201ZM213 204V203H212ZM247 204H248V202H247ZM18 205V204H17ZM36 205V206H35ZM90 205V204H89ZM117 205V204H116ZM129 205V204H128ZM160 205V204H159ZM197 205V204H196ZM203 205V204H202ZM206 205H207V203H206ZM211 205V204H210ZM209 205V206H210ZM230 205V204H229ZM250 205V204H249ZM249 205H248V207H249ZM2 206V205H1ZM105 206V205H104ZM119 206V205H118ZM233 206V205H232ZM10 207H12V206H10ZM27 207L26 208H24V205H23V208H24V210L25 209H27ZM42 207V206H41ZM109 207V206H108ZM122 207V206H121ZM148 207V206H147ZM165 207V206H164ZM168 207V206H167ZM179 207V206H178ZM186 207V206H185ZM203 207V206H202ZM245 207L247 208V206L245 205ZM262 207V206H261ZM43 208V207H42ZM64 208H62V209H64ZM71 208V207H70ZM69 208V209H70ZM84 208V207H83ZM123 208V207H122ZM136 208V207H135ZM153 208V207H152ZM157 208V207H156ZM158 208H159V206H158ZM174 208V207H173ZM198 208V207H197ZM221 208V207H220ZM231 208V207H230ZM244 208V207H243ZM250 208V209H251ZM26 210V211H30V210ZM40 209V208H39ZM61 209V210H62ZM76 209V208H75ZM89 209V208H88ZM199 209V208H198ZM203 209H204V207H203ZM249 209V210H250ZM257 209V208H256ZM7 210V209H6ZM23 210V209H22ZM67 210V209H66ZM122 210V209H121ZM163 210V209H162ZM170 210V209H169ZM232 210V209H231ZM9 211V210H8ZM15 211V210H14ZM39 211V210H38ZM38 211H35V212H38ZM41 211V210H40ZM48 211V210H47ZM52 211V212H53ZM58 211V212H59ZM90 211V210H89ZM124 211V210H123ZM138 211V210H137ZM147 211V210H146ZM165 211V210H164ZM186 211V210H185ZM214 211V210H213ZM223 211V210H222ZM233 211V210H232ZM261 211V210H260ZM27 212V213H28ZM32 212H34V211H32ZM31 212V213H32ZM44 212H46V211H44ZM52 212H49L50 214H46V215H43V214H41L40 212H38L37 214H38V218H37V216L35 217V219L37 218L38 220H36L38 223V225H37V227H36V231H37V233L39 234V233H41V231H42V229L44 228V222H47V224H53L54 223V220H56V218H52L51 217V215L53 214ZM95 212V211H94ZM172 212V211H171ZM189 212H191L190 210H189ZM211 212V211H210ZM257 213H258V211H256ZM255 212V213H256ZM5 213V212H4ZM70 213V212H69ZM155 213H158V212H156L155 211ZM198 213L199 212H197V214L195 213V215H198ZM219 213V212H218ZM223 213V212H222ZM24 214V213H23ZM33 215H35L34 213H32ZM31 214V216H33ZM42 216H41V215ZM57 214V213H56ZM59 214H61L60 212H59ZM103 214V213H102ZM101 214V215H102ZM134 214V213H133ZM135 214H136V212H135ZM148 214V213H147ZM173 214V213H172ZM10 215H11V213H10ZM27 215H29V213L27 214ZM54 215V214H53ZM95 215V214H94ZM127 215V214H126ZM170 215V214H169ZM178 215H180V214H178ZM2 216V215H1ZM17 216H19V215H17ZM24 216H26V214L24 215ZM30 216V217H31ZM40 216H41V220H39L40 219ZM59 216V215H58ZM63 216V215H62ZM65 216V215H64ZM132 216V215H131ZM177 216V215H176ZM204 216H205V213H204ZM226 216V215H225ZM239 216V215H238ZM257 216V215H256ZM34 217V216H33ZM67 217V216H66ZM65 217V218H66ZM160 217V216H159ZM168 217V216H167ZM195 217V216H194ZM200 216H198V218H199ZM213 217V216H212ZM215 217V216H214ZM213 217V218H214ZM232 217V216H231ZM6 218V217H5ZM84 218V217H83ZM133 218V217H132ZM145 218V217H144ZM223 218V217H222ZM258 218V217H257ZM255 219L256 221H254V223H256V226L258 227V228H264V221L262 220L261 221V219L259 218V219ZM261 218H263V217H261ZM24 219H26V218H24ZM30 219V218H29ZM35 219H33V221L35 222ZM64 219V218H63ZM62 219V220H63ZM91 219V218H90ZM108 219V218H107ZM153 219V218H152ZM151 219V220H152ZM163 219V218H162ZM181 219V218H180ZM191 219V218H190ZM212 219V218H211ZM219 219V218H218ZM239 219H241V218H239ZM12 220V219H11ZM10 220V222H12ZM16 220V219H15ZM31 220H32V218H31ZM192 220V219H191ZM221 220V219H220ZM241 220H243V219H241ZM259 220V221H258ZM6 221H8V220H6ZM58 221H60L59 219H58ZM65 221V220H64ZM92 221V220H91ZM90 221V222H91ZM97 221V220H96ZM162 221V220H161ZM171 221V220H170ZM181 221V220H180ZM180 221H178V222H180ZM5 222V221H4ZM30 222V221H29ZM28 222V223H29ZM117 222V221H116ZM150 222V221H149ZM157 222V221H156ZM216 222V221H215ZM219 222H221V221H219ZM224 222H225V220H224ZM1 223V222H0ZM3 223V222H2ZM15 223V222H14ZM32 223V222H31ZM70 223H72V222H70ZM93 223V222H92ZM123 223V222H122ZM245 223V222H244ZM254 223H252V224H254ZM68 224V223H67ZM74 224V223H73ZM77 224V223H76ZM121 224V223H120ZM246 224V223H245ZM16 225V224H15ZM26 225V224H25ZM54 225V224H53ZM52 225V226H53ZM57 225V224H56ZM72 225V224H71ZM83 225V224H82ZM117 225V224H116ZM119 225V224H118ZM169 225V224H168ZM178 225V224H177ZM189 225H190V223H189ZM203 225H205V224H203ZM5 226V228L7 227L6 225H4ZM28 226H30V225H28ZM27 226V227H28ZM35 226H36V223H35ZM46 226H48V225H46ZM75 226V225H74ZM81 226V225H80ZM93 226V225H92ZM138 226V225H137ZM161 226H162V224H161ZM193 226V225H192ZM201 226V225H200ZM254 227H256L255 225H253ZM1 227H3L1 224H0V253H2V255H4V257L3 256H0L1 258H2V260L4 261V262H10V261H12V260H15V259H17V258H20V257H16L15 256V253L16 254H18L20 251L19 250H23L24 248L22 247V243H20L21 245H19V243L17 242H13L10 238H5L4 236H5V234H6V232L4 233V231H3V228H1ZM32 227H33V225H32ZM79 227V226H78ZM169 227V226H168ZM206 227V226H205ZM252 227V226H251ZM256 227V228H257ZM20 228V227H19ZM35 228V227H34ZM49 228H50V226H49ZM91 228V227H90ZM97 228V227H96ZM105 228H107V227H104L103 229H105ZM114 228V227H113ZM117 228V227H116ZM119 228V227H118ZM135 228H136V226H135ZM143 228V227H142ZM173 228V227H172ZM175 228V227H174ZM209 228V227H208ZM213 228V227H212ZM235 228V227H234ZM257 228V229H258ZM25 229V228H24ZM31 229V228H30ZM46 229V228H45ZM52 229V228H51ZM75 229V228H74ZM125 229H126V227H125ZM148 229V228H147ZM199 229V228H198ZM10 230V229H9ZM28 230H29V228H28ZM49 230V229H48ZM47 230V231H48ZM65 230V229H64ZM83 230V229H82ZM202 230V229H201ZM211 230V229H210ZM231 230V229H230ZM230 230H226L223 234H219V232H218V234H219V236H218V234H217V236L215 235L214 237H210L209 238V240H207V241H209V243H211V242H213V245L214 244H216V248L218 249V250H221L222 251V249L223 248H225L226 246H228V241H229V236H230ZM242 230V229H241ZM5 231H8V230H5ZM36 231L34 232V234L33 235H36L37 233H36ZM53 231V230H52ZM56 231H57V229H56ZM67 231H69V230H67ZM115 231V230H114ZM117 231V230H116ZM119 231V230H118ZM117 231V232H118ZM135 231V230H134ZM157 231V230H156ZM256 231V230H255ZM10 232V231H9ZM28 232H30V231H27V233ZM54 232V231H53ZM52 232V233H53ZM61 232V231H60ZM74 232V231H73ZM72 231H71V233H73ZM76 232V231H75ZM161 232V231H160ZM168 232V231H167ZM178 232V231H177ZM181 232V231H180ZM236 232V231H235ZM242 232V231H241ZM12 233V232H11ZM21 233V232H20ZM36 233V234H35ZM43 233L44 232H42V235H43ZM47 233V236H48V234L50 233H48V232H46ZM46 233L44 234V235H46ZM64 232H63V229H62V233H59V234H57L56 236H55V240H56V245L54 246V247H52L51 246V248H48V253L46 252H41V251H39V253H37L36 254V252H35V256H31V253H30V255L28 256V254L27 253H24V252H22V253H20L19 254V256L21 255V256H25L26 254H27V260H26V262L27 263H32V264H101L102 263V261H101V258H100V260H96V258H95V254H98L99 252H96L95 253V250L93 249V247L92 246H90V244H88V243H83V244H81L80 246L78 245V244H75V245H73L72 243H71V241H70V238L72 237V236H69V233H68V236L70 237L69 239L68 238H66V236H65V234H63ZM136 233V232H135ZM150 233V232H149ZM183 233H185V232H183ZM213 233V232H212ZM222 233V232H221ZM234 233V232H233ZM15 234H16V232H15ZM51 234V233H50ZM49 234V235H50ZM158 234V233H157ZM28 235H30L29 233H28ZM53 234H51V236H52ZM74 235V234H73ZM145 235V234H144ZM153 235V234H152ZM12 236V235H11ZM16 235H14V237H15ZM27 236V235H26ZM80 236H81V234H80ZM117 236V235H116ZM132 236V235H131ZM141 236V235H140ZM150 236V235H149ZM156 236H158L159 237V235H156ZM170 236V235H169ZM180 236V235H179ZM182 236V235H181ZM232 236V235H231ZM8 237H10V235L8 236ZM13 237V236H12ZM34 237V236H33ZM42 237V236H41ZM46 237V236H45ZM53 237V236H52ZM94 237V236H93ZM98 237V236H97ZM137 237V236H136ZM135 237V238H136ZM148 237V236H147ZM150 237H152V236H150ZM158 237H156L155 239H158ZM161 237V236H160ZM241 237V236H240ZM19 238H21V236L20 237H18L17 239H19ZM30 238V237H29ZM28 238V239H29ZM32 238V237H31ZM35 238H36V236H35ZM37 238H39V237H37ZM43 238V237H42ZM40 239V240H43V239ZM73 238V237H72ZM71 238V239H72ZM125 238V237H124ZM128 238V237H127ZM164 238V237H163ZM162 238V239H163ZM167 238V237H166ZM165 238V239H166ZM207 238H208V236H207ZM232 238V237H231ZM230 238V239H231ZM257 238H258V236H257ZM13 239V238H12ZM26 239V238H25ZM27 239V240H28ZM44 239H46V238H44ZM52 239H54V238H52ZM85 239H86V237H85ZM98 239V238H97ZM108 239V238H107ZM150 238H148V240H149ZM160 239V238H159ZM205 239V238H204ZM235 239H236V237H235ZM240 239V238H239ZM14 240H15V238H14ZM38 240V239H37ZM36 240V242H35V244H38L37 241ZM137 240V239H136ZM164 240V239H163ZM171 240V239H170ZM184 240V239H183ZM201 240V239H200ZM16 241H18V240H16ZM21 241V240H20ZM43 241H45V240H43ZM52 241V240H51ZM77 241H78V239H77ZM86 241V240H85ZM110 241V240H109ZM130 241V240H129ZM154 240H153V238H152V240L150 239V243L151 242H153ZM158 241L159 240H157V242H156V240H155V242L156 243H158ZM166 241V240H165ZM169 241V240H168ZM189 241V240H188ZM240 241H241V239H240ZM239 241V242H240ZM246 241V240H245ZM244 241V242H245ZM22 242V241H21ZM33 242V241H32ZM49 242V241H48ZM53 242V241H52ZM83 242V241H82ZM155 242H153V243H155ZM159 242H161V241H159ZM191 242V241H190ZM238 241H236V243H235V245L234 246H238V243H239ZM28 243V242H27ZM27 243H26V245H27ZM30 243V242H29ZM41 243V242H40ZM78 243V242H77ZM105 243V242H104ZM118 243V242H117ZM170 242H161V244H158V245H160V247L161 246H163V249H162V251H164L163 253H164V255H166V259H168V261L165 263H162V261L160 262V261H158L157 262V264H174L177 260H179L180 258H182V259H184L183 257H181V255H180V257H178V255H177V253H176V255L175 254H173L172 253V248L174 247H172L170 244H169ZM196 243V242H195ZM202 243H203V241H202ZM246 243V242H245ZM30 244H32V243H30ZM34 244V246H36ZM53 244V243H52ZM80 244V243H79ZM143 244H145V239H144V241H143ZM147 244V243H146ZM174 244V243H173ZM197 244V243H196ZM24 245V244H23ZM25 245V246H26ZM44 244H42V246H43ZM115 245V244H114ZM117 245V244H116ZM147 245H149V244H147ZM152 245V244H151ZM212 245V244H211ZM21 246V247H20ZM38 247L37 248H39L40 246H41V244H40V246L39 245H37ZM45 246V245H44ZM48 246V245H47ZM46 246V247H47ZM110 246V245H109ZM136 246V245H135ZM150 246V245H149ZM155 246V245H154ZM199 246H203V245H199ZM96 247V246H95ZM111 247H112V245H111ZM129 247V246H128ZM159 247V248H160ZM213 247H215V246H213ZM30 248V247H29ZM36 248V247H35ZM40 248H42V247H40ZM121 248V247H120ZM143 248V247H142ZM150 248V247H149ZM162 248V247H161ZM178 248V247H177ZM203 248H204V246H203ZM207 248V247H206ZM212 247H210V249H211ZM103 249V248H102ZM105 249V248H104ZM140 249V248H139ZM144 249V248H143ZM216 249V250H217ZM26 250V249H25ZM35 250V249H34ZM98 250V249H97ZM96 250V251H97ZM122 250V249H121ZM212 250H213V248H212ZM37 252H38V250H36ZM113 251V250H112ZM150 251V250H149ZM148 251V252H149ZM154 251H155V249H154ZM161 251V250H160ZM161 251V252H162ZM209 251H211V250H209V248H208V252ZM29 252V251H28ZM105 252V251H104ZM110 252V251H109ZM140 252V251H139ZM151 253H152V251H150ZM149 252V253H150ZM79 253L81 254V255H79ZM102 253V252H101ZM127 253V252H126ZM158 253V252H157ZM156 253V254H157ZM160 253V252H159ZM175 253V252H174ZM210 253V252H209ZM22 254H25V255H22ZM118 254V253H117ZM34 255V254H33ZM116 255V254H115ZM120 255V254H119ZM137 255V254H136ZM161 255V254H160ZM99 256V255H98ZM147 256V255H146ZM26 257V256H25ZM29 257V258H28ZM124 257V256H123ZM134 257V256H133ZM138 257V256H137ZM156 257V256H155ZM162 257H163V254H162ZM165 257V256H164ZM176 257V261L174 262L173 260H174V258ZM102 258H104V257H102ZM108 258V257H107ZM146 258V257H145ZM159 258V257H158ZM179 258V259H178ZM105 259V258H104ZM111 259V258H110ZM132 259H134V258H132ZM103 260V259H102ZM127 260V259H126ZM135 260V259H134ZM160 260V259H159ZM217 260V259H216ZM249 260V259H248ZM106 261V260H105ZM137 261V260H136ZM143 261V260H142ZM137 262H139V261H137ZM136 262V263H137ZM148 262V261H147ZM174 262V263H173ZM107 263V262H106ZM140 263V262H139ZM190 263V262H189ZM13 264V263H12ZM112 264V263H111ZM132 264V263H131ZM144 264V263H143ZM177 264V263H176Z\"/></svg>",
	"mask_w": 264,
	"mask_h": 264
}]
</instances>
